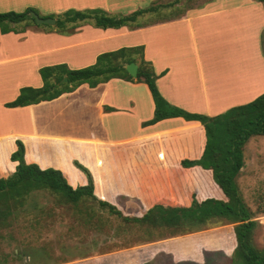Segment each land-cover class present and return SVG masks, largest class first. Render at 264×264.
<instances>
[{
  "label": "crops",
  "instance_id": "0c3cea01",
  "mask_svg": "<svg viewBox=\"0 0 264 264\" xmlns=\"http://www.w3.org/2000/svg\"><path fill=\"white\" fill-rule=\"evenodd\" d=\"M154 1L162 18L142 23L145 15L133 30L82 25L71 35L35 27L0 33V178L14 173L10 156L19 140L26 164L58 170L73 188L87 183L74 162L86 168L95 197L127 217L140 218L155 206L187 208L193 199L227 200L210 170L182 166L203 153L199 122L175 117L142 125L154 112L143 83L111 79L49 102L4 106L20 88L41 87V67L80 69L101 53L134 46H143L162 98L187 113L216 116L264 93V7L255 0H0V12L30 7L47 16L98 8L127 15ZM241 175L242 169L238 187ZM160 232L118 223L102 231L112 240L95 252L57 264H210V257L230 259L236 245L232 224L174 236Z\"/></svg>",
  "mask_w": 264,
  "mask_h": 264
},
{
  "label": "trees",
  "instance_id": "16d2710c",
  "mask_svg": "<svg viewBox=\"0 0 264 264\" xmlns=\"http://www.w3.org/2000/svg\"><path fill=\"white\" fill-rule=\"evenodd\" d=\"M262 3L264 0H255ZM159 6H149L138 9L127 15H111L102 9L75 10L68 9L59 14L39 16L34 8H26L22 12H0V33H23L30 27H45L60 35H71L82 25L94 28L119 29L127 27L131 30L142 27L138 23L140 17L147 13L157 12ZM34 12L41 18L55 19L53 27L37 25L30 13ZM137 65V76L133 79L125 70V65ZM42 85L39 88L22 87L18 96L4 106L7 108L25 107L41 102L52 101L59 96L74 91L80 85L86 84L95 88L111 79H121L128 82L143 83L147 86L154 104L153 117L143 123V126L153 125L161 120L181 117L186 121L199 122L205 131V146L198 160L182 161L183 167L199 166L210 170L215 184L226 197V201L206 199L197 202L193 199L187 208H169L155 206L140 218L124 216L114 206L98 200L93 194V182L89 171L74 162V166L86 177L87 183L75 188L67 184L62 173L52 168L40 169L35 164H26L23 160L24 147L21 141H16V150L10 160L17 162L13 174L0 178V238L1 230L6 229V220L16 206L31 192L46 190L57 194L71 209L76 220L81 223H94V230L107 231L115 222L137 227L147 226L151 231L162 229L168 236L187 233L188 225L196 226L189 232L197 231L207 225L232 224L236 241L231 255V264H264V247L258 250L253 244V232L257 226L249 208L245 205L237 185V177L244 166L243 148L249 138L264 136V93L247 104L234 106L216 116L190 114L167 103L160 95L154 72L150 62L143 59V46L122 47L115 51L99 54L92 65L69 69L66 64H56L41 67L38 71ZM67 78L66 84L59 81ZM96 205V209L91 206ZM97 211H103L110 217L98 216ZM75 219V218H74ZM111 221V222H110ZM111 223V224H110ZM113 225V224H112ZM160 228V229H159ZM196 229V230H195ZM108 233V232H107ZM40 241V240H39ZM15 257H21L19 251ZM28 257V256H27ZM8 254L0 253V264H8ZM65 259L55 261V264Z\"/></svg>",
  "mask_w": 264,
  "mask_h": 264
},
{
  "label": "rangeland",
  "instance_id": "374dc122",
  "mask_svg": "<svg viewBox=\"0 0 264 264\" xmlns=\"http://www.w3.org/2000/svg\"><path fill=\"white\" fill-rule=\"evenodd\" d=\"M152 5L158 6L160 3L154 1ZM159 10L160 6L157 12L145 14L150 16L142 20V23L159 21L162 18ZM38 15L42 16L40 13ZM262 40L264 50V33ZM243 159L239 189L245 205L257 223L253 232V244L258 250H262L264 247V137L249 138L243 148ZM91 207L97 208L94 204ZM81 222L82 219L76 220L74 213L59 195L46 190L33 191L7 218L6 229L1 230L3 237L0 238V253L8 254V264H55L59 259L79 260L86 253L95 252L102 242L112 240L105 234L102 237V231L94 230V223ZM118 223L119 221L115 219L113 225L110 223L109 226L114 227ZM189 226L184 228L188 230L187 232L198 225ZM17 251L21 257H15L14 253ZM208 263L231 264V259L221 255L210 257Z\"/></svg>",
  "mask_w": 264,
  "mask_h": 264
},
{
  "label": "water",
  "instance_id": "95a60500",
  "mask_svg": "<svg viewBox=\"0 0 264 264\" xmlns=\"http://www.w3.org/2000/svg\"><path fill=\"white\" fill-rule=\"evenodd\" d=\"M30 16L34 19V21L37 25H48L51 27H53L55 25V19L41 18L34 12H31ZM125 70L133 79L136 78V76H137V65L136 64L130 63V64L125 65ZM66 83H67V78L63 77L60 80L59 85L66 84Z\"/></svg>",
  "mask_w": 264,
  "mask_h": 264
}]
</instances>
